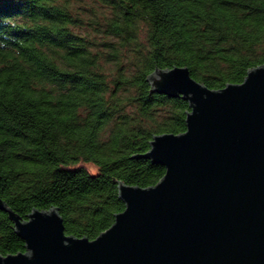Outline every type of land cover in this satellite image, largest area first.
<instances>
[{"label": "trees", "instance_id": "obj_1", "mask_svg": "<svg viewBox=\"0 0 264 264\" xmlns=\"http://www.w3.org/2000/svg\"><path fill=\"white\" fill-rule=\"evenodd\" d=\"M262 64L264 0H0V198L95 238L124 208L119 182L163 176L143 156L153 136L186 128L188 102L149 74L186 66L220 89ZM19 251L0 209V255Z\"/></svg>", "mask_w": 264, "mask_h": 264}, {"label": "water", "instance_id": "obj_2", "mask_svg": "<svg viewBox=\"0 0 264 264\" xmlns=\"http://www.w3.org/2000/svg\"><path fill=\"white\" fill-rule=\"evenodd\" d=\"M148 80L190 108L183 132L154 135L143 154L163 176L119 182L124 208L93 239L66 234L55 207L21 220L0 198L25 247L0 264H264V64L220 89L186 66Z\"/></svg>", "mask_w": 264, "mask_h": 264}, {"label": "rangeland", "instance_id": "obj_3", "mask_svg": "<svg viewBox=\"0 0 264 264\" xmlns=\"http://www.w3.org/2000/svg\"><path fill=\"white\" fill-rule=\"evenodd\" d=\"M87 1H88V0H87ZM85 165L87 166V168H88L89 170H91V171L94 170L93 165H90L89 163H88V164H85Z\"/></svg>", "mask_w": 264, "mask_h": 264}]
</instances>
